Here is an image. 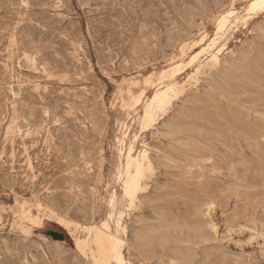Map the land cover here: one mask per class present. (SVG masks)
<instances>
[{
  "label": "rangeland",
  "instance_id": "374dc122",
  "mask_svg": "<svg viewBox=\"0 0 264 264\" xmlns=\"http://www.w3.org/2000/svg\"><path fill=\"white\" fill-rule=\"evenodd\" d=\"M35 263L264 264L259 0H0V264Z\"/></svg>",
  "mask_w": 264,
  "mask_h": 264
},
{
  "label": "bare ground",
  "instance_id": "6f19581e",
  "mask_svg": "<svg viewBox=\"0 0 264 264\" xmlns=\"http://www.w3.org/2000/svg\"><path fill=\"white\" fill-rule=\"evenodd\" d=\"M211 3V2H210ZM60 5V4H59ZM258 5V4H257ZM246 7V6H245ZM257 7V6H256ZM24 9V8H23ZM33 10V9H32ZM195 14V13H194ZM251 14V13H250ZM221 15V14H220ZM234 15V14H233ZM232 15V16H233ZM231 16V15H230ZM220 17V16H219ZM218 17V18H219ZM234 17V16H233ZM66 18V17H65ZM228 18V17H227ZM230 19V18H229ZM228 19V20H229ZM6 22V21H5ZM229 22V21H228ZM230 23V22H229ZM227 25H229V24H227ZM226 26V25H225ZM46 32V31H45ZM68 41V40H67ZM183 43V42H182ZM190 48V47H189ZM191 50V49H190ZM52 52V51H51ZM58 58V57H57ZM3 66V65H2ZM81 68V67H80ZM132 70V69H131ZM75 72V71H74ZM135 73V72H134ZM122 74V73H121ZM95 75V74H94ZM45 79V78H44ZM74 79H76V78H74ZM81 81V80H80ZM35 82V81H34ZM46 83V82H45ZM101 86V85H100ZM13 90V89H12ZM13 92V91H12ZM14 93V92H13ZM31 93H32V91H31ZM39 97V96H38ZM87 101V100H86ZM84 102V101H83ZM13 114V113H12ZM52 117V116H51ZM95 117V116H94ZM100 119V118H99ZM56 120V119H55ZM72 120V119H71ZM98 121V120H97ZM96 121V122H97ZM53 123V122H52ZM17 127V126H16ZM188 127V126H187ZM15 128V127H14ZM52 128V127H51ZM66 129V128H65ZM205 133V132H204ZM65 134V133H64ZM73 134V133H72ZM46 137V136H45ZM66 139V138H65ZM87 141V140H86ZM185 143V142H184ZM2 146V145H1ZM68 148V147H67ZM174 149V148H173ZM207 149V148H206ZM148 150V149H147ZM149 151V150H148ZM28 156H29V154H28ZM28 156H27V158H28ZM256 157V156H255ZM190 158V157H189ZM258 159V158H257ZM28 160V159H27ZM29 161L30 160H28V165H29ZM152 163V162H151ZM209 163V162H208ZM102 164V163H101ZM201 164V163H200ZM74 166V165H73ZM204 166V165H203ZM28 168H29V166H28ZM31 168V167H30ZM232 168V167H231ZM32 169V168H31ZM32 170H34V169H32ZM167 170V169H166ZM33 172V171H32ZM192 174H194V173H192ZM188 176V175H187ZM195 176V175H194ZM79 177V176H78ZM99 177V176H98ZM80 178V177H79ZM177 179V178H176ZM180 179V178H179ZM97 182H99V181H97ZM209 184V183H208ZM199 185V184H198ZM79 187V186H78ZM184 191V190H183ZM99 193V192H98ZM199 193V192H198ZM221 196V195H220ZM96 197V196H95ZM78 198V197H77ZM92 198V197H91ZM214 198H215V196H214ZM217 199V198H216ZM222 201V200H221ZM218 204V203H217ZM208 206V205H207ZM218 206V205H217ZM234 206V205H233ZM209 208V211L211 210V209H213L214 207H210V205L208 206ZM211 208V209H210ZM186 209V208H185ZM211 212V211H210ZM89 213H90V211H89ZM171 215V214H170ZM61 216V215H60ZM66 219V218H65ZM183 221V220H182ZM95 222V221H94ZM176 222V221H175ZM235 222V221H234ZM207 224V223H206ZM232 225V224H231ZM213 227V226H212ZM215 229V228H214ZM218 230V229H217ZM178 231V230H177ZM182 233V232H181ZM193 234V233H192ZM170 236V235H169ZM204 236V235H203ZM43 239H45V241H49V242H53V241H51V240H49L47 237H43ZM201 239V238H200ZM53 243H55V244H58V243H56V242H53ZM61 244V243H60ZM47 258V257H46ZM52 259V258H51ZM183 260L186 262H188V257L186 256V255H184L183 256ZM207 260V259H206ZM227 260V259H226ZM189 263H190V261H189ZM188 263V264H189ZM36 264V263H35Z\"/></svg>",
  "mask_w": 264,
  "mask_h": 264
},
{
  "label": "snow or ice",
  "instance_id": "6c2138e0",
  "mask_svg": "<svg viewBox=\"0 0 264 264\" xmlns=\"http://www.w3.org/2000/svg\"><path fill=\"white\" fill-rule=\"evenodd\" d=\"M259 4H260L261 8L264 9V0H259ZM26 6H27V5L25 4V7H26ZM252 8H253V9L256 8V4H255V3L252 5Z\"/></svg>",
  "mask_w": 264,
  "mask_h": 264
},
{
  "label": "trees",
  "instance_id": "16d2710c",
  "mask_svg": "<svg viewBox=\"0 0 264 264\" xmlns=\"http://www.w3.org/2000/svg\"><path fill=\"white\" fill-rule=\"evenodd\" d=\"M50 236H53L52 234H49Z\"/></svg>",
  "mask_w": 264,
  "mask_h": 264
}]
</instances>
